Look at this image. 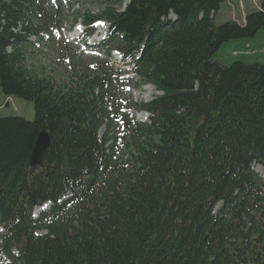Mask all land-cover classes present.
Listing matches in <instances>:
<instances>
[{
  "label": "trees",
  "instance_id": "16d2710c",
  "mask_svg": "<svg viewBox=\"0 0 264 264\" xmlns=\"http://www.w3.org/2000/svg\"><path fill=\"white\" fill-rule=\"evenodd\" d=\"M11 1L0 10V90L32 102L35 119L0 116V254L14 264H264V181L253 170L264 171V64L213 61L224 44L264 35V0L244 23L220 26L227 0H131L124 10L116 0L76 16L89 36L109 24L103 55L118 51L161 93L134 105L150 120L128 121L122 145L111 135L114 66L85 67L65 46L67 79L29 67L30 39L52 35L55 18L42 10L25 40L9 42L2 20L32 4ZM241 44L236 57L264 53ZM42 131L52 146L33 169Z\"/></svg>",
  "mask_w": 264,
  "mask_h": 264
},
{
  "label": "rangeland",
  "instance_id": "374dc122",
  "mask_svg": "<svg viewBox=\"0 0 264 264\" xmlns=\"http://www.w3.org/2000/svg\"><path fill=\"white\" fill-rule=\"evenodd\" d=\"M38 1L40 0H30L32 4H27V7L21 9L22 12L19 11L22 16L11 15L9 23H6L5 19L2 20L8 32L11 33L7 38L8 41L10 42L14 36L25 40L35 26L40 23L39 14H41L42 10H45L55 18L54 33L46 36L43 42H40L37 38L30 39L34 46L28 50L27 60L29 67H35L39 71H43L58 82L67 79L70 75V63L68 58L66 59V56H64L65 46L67 49H70L71 55H76L77 59L85 67H93L95 61H109L110 67L114 66L113 73L118 80L114 84L116 89L114 109L121 114H119L120 117L116 118L113 123L111 135L114 134L115 137L119 138L116 143L117 145H122V141L124 140L123 134L128 126V121L130 122L131 119L135 118L138 122L149 123L150 120L149 116L147 118L145 116L146 120H141V114L137 112L134 105L147 104L155 99L159 93L152 86L150 92L146 90L147 86L142 87L137 82L132 71L133 68L124 66L118 53H113L111 57H106L101 51H98L99 44H101L105 37L95 33L89 40L92 46L85 45L82 39L78 38L83 31L80 25L81 22L73 26L75 18L79 13L89 10L94 14H98L99 10L110 1L115 3L116 0H41L43 3L37 5ZM121 1L123 3L118 6L124 10L128 4H125V0ZM261 2L262 0H227L215 18L216 25L220 26L228 21L244 23L247 12H249V9L246 10L245 6L251 5L253 7L252 10H257L260 9ZM12 5L11 0H0V10L9 9ZM27 12L29 13L27 14ZM106 27H109V25L106 24ZM0 33H3V30H0ZM256 40H234L228 42L222 46L213 58V61L225 66H231L239 60H243L246 64H264V53H258L259 51L257 52L258 54L249 56L241 54L239 57H236L233 54L235 51L239 53L240 50L244 49V47L239 48L238 46L243 42H249L254 48H257L258 46H255L257 44H255ZM0 116H20L28 121H33L35 119L34 105L32 102L20 98H7L0 90ZM106 130V128H103L101 131L102 137L106 133ZM123 154L124 150H122ZM49 207L45 210L49 211ZM35 216L38 217V214L36 213ZM0 264L14 263L6 255H0Z\"/></svg>",
  "mask_w": 264,
  "mask_h": 264
},
{
  "label": "water",
  "instance_id": "95a60500",
  "mask_svg": "<svg viewBox=\"0 0 264 264\" xmlns=\"http://www.w3.org/2000/svg\"><path fill=\"white\" fill-rule=\"evenodd\" d=\"M51 146H52V142L50 135L42 131L39 134V137L36 141L31 156V161H30L31 168L36 169L41 164L45 153L51 148Z\"/></svg>",
  "mask_w": 264,
  "mask_h": 264
},
{
  "label": "bare ground",
  "instance_id": "6f19581e",
  "mask_svg": "<svg viewBox=\"0 0 264 264\" xmlns=\"http://www.w3.org/2000/svg\"><path fill=\"white\" fill-rule=\"evenodd\" d=\"M130 1L131 0H125V4H129L130 3ZM127 6V5H126ZM100 29L101 30H103L104 29V27L102 26V27H100ZM148 88L146 89L148 92H150V90H151V86H147ZM153 88V87H152ZM150 94V93H149ZM145 116H146V118H147V115L145 114V113H141V117H140V119L141 120H146V118H145ZM254 170H255V172L256 173H258L262 178H263V180H264V171H263V169L260 167V166H255L254 167ZM38 211V210H37Z\"/></svg>",
  "mask_w": 264,
  "mask_h": 264
},
{
  "label": "crops",
  "instance_id": "0c3cea01",
  "mask_svg": "<svg viewBox=\"0 0 264 264\" xmlns=\"http://www.w3.org/2000/svg\"><path fill=\"white\" fill-rule=\"evenodd\" d=\"M245 8H246V10L247 9H249V12H247V13H250L251 11H253L252 9H253V7H251V5H247V6H245ZM263 35H260V37H261V41H263V43H261V41H260V37L255 41V44L256 45H259L260 46V49H263L264 48V37H262ZM263 45V46H262ZM239 46V48H242V47H245V45H242V44H239L238 45ZM248 45H246V47H247ZM252 46V45H251Z\"/></svg>",
  "mask_w": 264,
  "mask_h": 264
}]
</instances>
